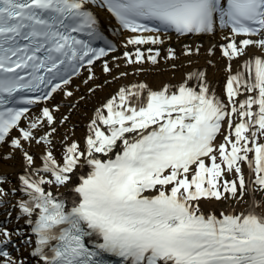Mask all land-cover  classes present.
I'll return each instance as SVG.
<instances>
[{"label":"snow or ice","instance_id":"6c2138e0","mask_svg":"<svg viewBox=\"0 0 264 264\" xmlns=\"http://www.w3.org/2000/svg\"><path fill=\"white\" fill-rule=\"evenodd\" d=\"M93 3L0 0V145L10 141L26 165L22 188L0 186V210L10 217L9 209L18 208L16 219L31 226V234L0 227V264H26L25 250L40 264H107L105 254L126 264H264V0H99L137 34L127 45L163 43L159 35L142 33L212 34L217 22L227 29L228 43L221 46L230 62L227 103L203 71L159 90L144 83L121 87L96 110L84 146L67 144L58 160L54 133L68 117L57 121L44 107L29 118V108L14 105L51 100L82 62L92 65L108 55L92 46L104 39L88 10ZM159 55L147 60L157 64ZM124 56L133 65L145 60L139 47L135 56ZM238 60L243 64L234 72L231 62ZM104 71L111 72L108 63ZM193 79L197 87L188 83ZM41 85L51 86L44 95H18L41 91ZM44 127L49 130L38 136ZM33 143L48 146L41 168L28 150ZM5 183L0 174V185ZM53 187L74 194L70 204ZM17 192L26 198L13 204L8 197ZM249 193L253 203L240 211L229 207L218 216L202 208V201L239 203ZM89 238L102 242L90 247ZM14 242L19 256L5 250Z\"/></svg>","mask_w":264,"mask_h":264},{"label":"bare ground","instance_id":"6f19581e","mask_svg":"<svg viewBox=\"0 0 264 264\" xmlns=\"http://www.w3.org/2000/svg\"><path fill=\"white\" fill-rule=\"evenodd\" d=\"M88 10L92 11L98 20L99 31L104 37H110L112 44L115 46V51L105 56L104 58L96 61L90 67L84 68L73 79L69 85L62 86V90H58L53 94L52 99L46 102H40L35 104L32 110L29 111L27 116L29 118H35L41 115L42 109L48 107L54 112L57 121L62 120L65 116L68 117L63 124H58L57 131L54 133V154L58 160L62 158L65 146L73 141L79 142L81 146H84L85 139L89 135V124L95 117V112L113 96H116L121 87H131L134 84L144 83L147 84L152 90H159L164 85L179 86L183 83L190 73H196L203 71L206 73V78L211 86V89L227 103V97L225 94V85L229 76L226 71L228 64L230 63L228 58L222 54V45H226L228 40L224 39L225 36H229L230 33L227 29H220L217 22V29L212 34H188L179 35L175 33L159 34V33H145L143 35H159L163 40L162 44L151 45L145 44L140 46L127 45V40L136 33H128L115 25L112 18L105 12L102 6L97 3L90 4ZM127 45V46H126ZM187 46V48H186ZM137 47L145 53V60L142 64H128L124 56L127 51L131 55L135 56ZM148 49H152L149 53ZM169 49L174 50L175 59L171 58ZM187 49L192 50V54H186ZM196 49H199L197 52ZM211 51V54L209 50ZM156 51H159L160 55L157 58L158 63L152 64L150 60H147L148 55H154ZM253 52H258L257 49H253ZM108 63L111 72L104 71V64ZM233 71L235 72L243 64V60L232 61ZM121 73L126 75L121 76ZM92 76V79L89 77ZM87 81V83H85ZM188 83L197 87L198 82L193 79ZM71 91L72 96H67L66 92ZM243 97H240L242 99ZM59 108L56 111V108ZM28 119H22L21 125L28 126ZM226 127V124H225ZM49 127H44L37 132V135H43L48 131ZM13 135L18 136L19 133L13 130ZM67 137V139H65ZM223 137H220L222 140ZM48 146L37 145L33 143L29 147V152L35 158V167H42L41 157L45 154ZM12 153L14 158L10 160H3L2 157ZM26 165L19 152H14L10 147V141L0 145V174L6 175V183L0 185L5 187L8 191L12 188H22V184L19 180L21 175H25ZM86 168L81 172L84 174ZM246 178L251 175L249 169L244 168ZM43 174V173H42ZM47 175V174H44ZM252 187H255L254 185ZM54 194H57L66 203L70 204L74 197V194L69 193L67 189L61 188L57 190L52 188ZM262 194H256L255 198L258 202ZM13 204L21 198H26L23 192H17L15 195H9L8 197ZM229 204H224V200L215 201L214 199L204 202L202 201V208L207 212H214L219 216L220 212L226 208H235L240 211L248 205L253 203L252 194H248V202L242 204H233V199H229ZM12 211V216H7L3 210H0V227L6 228L9 231L21 230L31 234V226L25 223V219H16L19 209H9ZM259 210V209H258ZM93 243H99L102 240L90 238ZM17 245L15 242L13 245H9L5 250L9 251L13 255L19 256L17 251ZM24 259L26 264H40L38 258L32 257L30 251H24Z\"/></svg>","mask_w":264,"mask_h":264},{"label":"rangeland","instance_id":"374dc122","mask_svg":"<svg viewBox=\"0 0 264 264\" xmlns=\"http://www.w3.org/2000/svg\"><path fill=\"white\" fill-rule=\"evenodd\" d=\"M228 178L231 179L232 176H228ZM256 194H261V193L257 191ZM245 202H248V194H246L244 199L242 201H240L239 203H237L236 200H233V204H242ZM229 203H230L229 199L224 200V204H229Z\"/></svg>","mask_w":264,"mask_h":264}]
</instances>
